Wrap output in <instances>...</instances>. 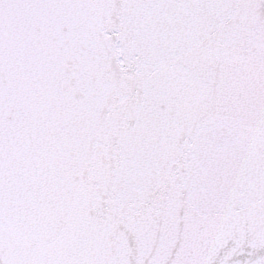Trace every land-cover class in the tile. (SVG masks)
<instances>
[{"label":"snow or ice","instance_id":"obj_1","mask_svg":"<svg viewBox=\"0 0 264 264\" xmlns=\"http://www.w3.org/2000/svg\"><path fill=\"white\" fill-rule=\"evenodd\" d=\"M0 264H264V0H0Z\"/></svg>","mask_w":264,"mask_h":264}]
</instances>
